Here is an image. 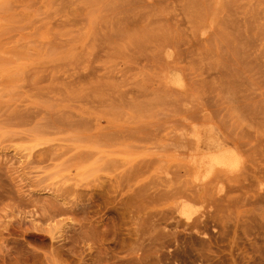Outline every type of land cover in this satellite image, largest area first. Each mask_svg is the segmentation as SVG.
<instances>
[{"label": "rangeland", "instance_id": "obj_1", "mask_svg": "<svg viewBox=\"0 0 264 264\" xmlns=\"http://www.w3.org/2000/svg\"><path fill=\"white\" fill-rule=\"evenodd\" d=\"M0 264H264V0H0Z\"/></svg>", "mask_w": 264, "mask_h": 264}, {"label": "bare ground", "instance_id": "obj_2", "mask_svg": "<svg viewBox=\"0 0 264 264\" xmlns=\"http://www.w3.org/2000/svg\"><path fill=\"white\" fill-rule=\"evenodd\" d=\"M205 135H206V134H205ZM201 136H203V135H201ZM205 137H206V136H205ZM206 138H207V142H209L208 140L210 139V136H208V137H206ZM221 138H223V137H221ZM201 139H202V138H201ZM217 139H218V137H217ZM217 139H216V140H217ZM202 141H203V140H202ZM204 141H205V139H204ZM217 141H218V140H217ZM207 142H206V143H207ZM218 142H220V141H218ZM206 143H205V144L203 143V144H204V148H205ZM224 143H225V142H224ZM201 144H202V143H201ZM207 144H208V143H207ZM210 144H213V143H211V141H210V142H209V145H210ZM214 144H215V146H217L218 143H216V141H215ZM220 145H221V142H220ZM223 146H224V145H223ZM226 146H227V144H226ZM229 146H230V145H229ZM206 147H207V145H206ZM208 148H209V147H208ZM208 148H207V149H208ZM218 148H221V147H217V149H218ZM227 148H228V146H227ZM227 148H225V146H224L223 150H226ZM231 148L234 149V147H231ZM200 149H201V150H200ZM200 149H199V150L202 152V151H203V150H202L203 147H200ZM233 149H232V152H233ZM212 150H213V149H212ZM212 150L209 151V152H212ZM221 150H222V148H221ZM223 150L220 151V152H223ZM227 150L231 152L230 149H227ZM206 151H207V150H206ZM206 151H205V152H206ZM217 151H218V150H217ZM201 152H200V153H201ZM214 152H216V151H214ZM235 152H236V151H235ZM235 152H234V154H235ZM198 153H199V152H198ZM224 153H225V152H224ZM205 154H207V153H205ZM212 154H213V153H212ZM222 154H223V153H221V155H222ZM229 154H230V153H229ZM229 154L227 153V155H229ZM227 155H226L225 159H224V158L222 159V161H223V162H227V163H229V162H228V159H229V158H227ZM235 155H237V154H235ZM196 156H198V155H196ZM200 156H201V155H200ZM204 156H205V155H204ZM210 156H211V155H209L208 158H209ZM212 156H213V155H212ZM198 157H199V156H198ZM215 157H216V156H215ZM222 157H223V156H222ZM222 157H220V158H222ZM233 157H235V156H233ZM210 158H211V157H210ZM219 160H221V159H219ZM197 161H198V160H197ZM213 161H214V160H213ZM222 161H221V162H222ZM231 161H232V160H231ZM217 162H218V161H217ZM223 162H222V163H223ZM232 162H233V161H232ZM223 164H224V163H223ZM229 165H230V164H229ZM56 203H57V202H56ZM52 204H53V203H52ZM58 204H59V203H58ZM60 205H61V204H60ZM59 207H60V206H59ZM54 208H55V207H54ZM57 209H58V207H57ZM62 210H63V209H62ZM58 212H59V210H58ZM64 212H65V210H64ZM55 213H56V212H55ZM86 230H87V229H86Z\"/></svg>", "mask_w": 264, "mask_h": 264}]
</instances>
